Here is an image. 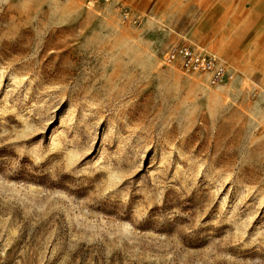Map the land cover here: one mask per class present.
Instances as JSON below:
<instances>
[{
    "label": "rangeland",
    "instance_id": "1",
    "mask_svg": "<svg viewBox=\"0 0 264 264\" xmlns=\"http://www.w3.org/2000/svg\"><path fill=\"white\" fill-rule=\"evenodd\" d=\"M220 11L0 0V264H264V86ZM182 43L234 79L163 65Z\"/></svg>",
    "mask_w": 264,
    "mask_h": 264
},
{
    "label": "crops",
    "instance_id": "2",
    "mask_svg": "<svg viewBox=\"0 0 264 264\" xmlns=\"http://www.w3.org/2000/svg\"><path fill=\"white\" fill-rule=\"evenodd\" d=\"M195 1L183 0V5L197 13L196 19L210 5L221 8L212 21H229L231 37L228 40L218 38L220 44L229 48L228 59L234 61L244 71L243 75L251 78L256 85L264 86V0H197L199 4ZM139 2L136 0V3ZM221 57L224 60L217 58L226 64L227 56L224 54Z\"/></svg>",
    "mask_w": 264,
    "mask_h": 264
},
{
    "label": "built area",
    "instance_id": "3",
    "mask_svg": "<svg viewBox=\"0 0 264 264\" xmlns=\"http://www.w3.org/2000/svg\"><path fill=\"white\" fill-rule=\"evenodd\" d=\"M106 2L107 0H103ZM86 7L92 6L93 0H83ZM120 9V7H118ZM126 18L124 8L120 10ZM163 65H176L184 74H201L206 78L208 86H217L234 79V72L226 64L210 53L195 50L188 44H170L161 54Z\"/></svg>",
    "mask_w": 264,
    "mask_h": 264
},
{
    "label": "bare ground",
    "instance_id": "4",
    "mask_svg": "<svg viewBox=\"0 0 264 264\" xmlns=\"http://www.w3.org/2000/svg\"><path fill=\"white\" fill-rule=\"evenodd\" d=\"M192 46V45H191ZM194 49L198 50L197 48H195L194 46H192ZM220 58V57H219ZM221 60H223L222 58H220Z\"/></svg>",
    "mask_w": 264,
    "mask_h": 264
}]
</instances>
